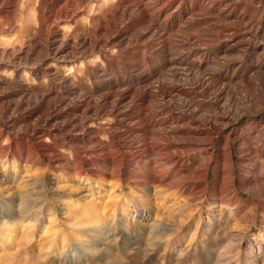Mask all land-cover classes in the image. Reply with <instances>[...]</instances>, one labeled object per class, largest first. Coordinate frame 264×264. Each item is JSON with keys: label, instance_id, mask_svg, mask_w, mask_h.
<instances>
[{"label": "rangeland", "instance_id": "1", "mask_svg": "<svg viewBox=\"0 0 264 264\" xmlns=\"http://www.w3.org/2000/svg\"><path fill=\"white\" fill-rule=\"evenodd\" d=\"M35 2L0 0V49L17 57L0 55V79L8 83L0 84V264H264V156L256 152L264 148L263 88L247 93L236 86L242 77L229 83L215 75L264 71L256 67L264 56L248 45L225 52L237 36L264 43V0L77 1L69 23L76 33L113 8L139 3L147 12L127 10L108 31L94 26V49L71 35L78 50L57 56L56 23L48 21L38 40L50 42V62L25 58L40 35ZM173 68L186 75L192 68L205 82L173 77ZM161 85L183 91L164 94ZM13 89L22 92L4 97ZM22 96L28 104L15 108ZM181 178L190 184L170 185Z\"/></svg>", "mask_w": 264, "mask_h": 264}, {"label": "bare ground", "instance_id": "2", "mask_svg": "<svg viewBox=\"0 0 264 264\" xmlns=\"http://www.w3.org/2000/svg\"><path fill=\"white\" fill-rule=\"evenodd\" d=\"M59 0H36V2H35V5H34V8H33V10H34V18H35V20H34V29L37 31V33H39L40 35L39 36H37L36 38H34V39H31V40H29V42H28V47H27V49H26V51H25V58H28L30 55H36V56H38L39 57V59L41 60V61H43V62H50V61H55V57L54 56H57V53L58 54H60V53H63L64 51H66V49H71V50H69V51H76V50H78L77 49V46H72V45H70V43H69V41H68V37L69 36H71V35H77V36H79L80 37V39H79V45H81L82 47H88V48H92V49H94V48H96L99 44H100V41L97 39V36L96 35H94V36H96V38L91 34V30L93 29V27L95 26V27H100L99 29L100 30H106V31H108L109 30V24L111 25V24H114V19L117 17V16H124V15H126V14H130L129 13V11H127V10H132V12H134V14L137 12V13H139V14H143L144 12H147V8L146 7H144L143 6V4L142 5H140L139 3H135V5H131L130 7H128V9H125V8H113V9H110V12L105 16V17H101L100 19L98 18V20H95L96 21V23L95 24H93L94 26H87V28H86V30H85V32H81V33H76L75 31H74V25L72 26H69V23H71V24H73L74 22H75V19H76V17H77V10H78V7L76 6V2L77 1H81V0H75V1H73V3L70 5L71 7H67V6H65L64 8H62V9H59V10H55L53 7L56 5V3L58 2ZM66 1V0H65ZM90 1V0H89ZM108 1V0H107ZM135 1V0H134ZM148 1V0H147ZM167 1V0H166ZM84 2H86V1H84ZM127 2V1H126ZM139 2V1H138ZM215 2V1H214ZM63 3V2H62ZM94 3V2H93ZM128 3V2H127ZM144 3V2H143ZM168 3V2H167ZM179 3H180V1H179ZM208 3V2H207ZM230 3V2H229ZM92 4V3H91ZM99 4V3H98ZM120 4V3H119ZM153 4V3H152ZM182 4V3H181ZM261 4V3H260ZM12 5V4H11ZM82 5V4H81ZM114 5V4H113ZM147 5V4H146ZM170 5V4H169ZM206 5V4H205ZM230 5V4H229ZM102 6V5H101ZM124 6V5H123ZM162 6V5H161ZM210 6V5H209ZM225 6V5H224ZM227 6H228V4H227ZM258 6V5H257ZM12 7V6H11ZM17 7V6H16ZM60 7V6H59ZM81 7H83V6H81ZM108 7V6H107ZM112 7V6H111ZM120 7V6H119ZM147 7H149V6H147ZM204 7V6H203ZM255 7V6H254ZM1 8H2V6H1ZM47 8H49V11L47 12L46 11V9ZM224 8V7H223ZM233 8H234V6H233ZM16 9V8H15ZM150 9V8H149ZM151 9H152V6H151ZM225 9V8H224ZM14 10V9H13ZM91 10V9H90ZM255 10V9H254ZM0 11H2V9H0ZM80 11V10H79ZM97 12H98V10H96ZM199 11H200V9H199ZM198 11V12H199ZM220 11V10H219ZM242 11V10H241ZM247 11V10H246ZM89 12V11H88ZM11 13V12H10ZM89 13H92V12H89ZM95 13V12H94ZM100 13V12H99ZM159 13H161V11H159ZM193 13V12H192ZM202 13V12H201ZM221 13V12H220ZM7 14V13H6ZM198 14V13H197ZM205 14H207V12L205 13ZM217 14V13H216ZM133 15V14H132ZM153 15V14H152ZM195 15V14H194ZM204 15V14H203ZM11 16V15H10ZM79 16V15H78ZM84 16V15H83ZM144 16V15H143ZM208 16H209V14H208ZM212 16V15H211ZM130 17V16H129ZM207 17V16H206ZM210 17V16H209ZM219 17V16H218ZM228 17H231V16H228ZM81 18V17H80ZM85 18V17H84ZM86 18H89V17H86ZM122 18V17H121ZM126 18V17H125ZM133 18V17H132ZM212 18V17H211ZM215 18V17H214ZM96 19V18H95ZM145 19V18H144ZM150 19H152V18H150ZM189 19V18H188ZM187 19V20H188ZM210 19V18H209ZM218 19V18H217ZM225 19V18H224ZM258 19V18H257ZM16 20V19H15ZM124 20V19H123ZM122 20V21H123ZM141 20V19H140ZM216 20V19H215ZM233 20V19H232ZM242 20V19H241ZM48 21H51V22H55L56 23V25H55V30H54V32H53V34L52 35H54V37H55V40H53V45H56V48H55V51H54V58L53 59H51V60H45V55H44V53L45 52H47V50H48V45H49V41H47L48 43L47 44H44V43H42V42H40L41 40H43V36H42V34H43V32H44V30L47 28V26H48ZM85 21V20H84ZM91 21V20H90ZM89 21V22H90ZM131 21V20H130ZM134 21V20H133ZM142 21H143V19H142ZM188 21H190V20H188ZM218 21V20H217ZM235 21V20H234ZM250 21V20H249ZM11 22H13V21H11ZM152 22V21H151ZM193 22H195V21H193ZM215 22V21H214ZM225 22V21H224ZM228 22V21H227ZM236 22V21H235ZM245 22V21H244ZM257 22V21H256ZM54 23V24H55ZM102 23H104V24H106L105 26H103V27H101V24ZM128 23V22H127ZM133 23V22H132ZM156 23V22H155ZM234 23V22H233ZM54 24H52V25H54ZM108 24V25H107ZM180 24V23H179ZM199 24V23H198ZM232 24V23H231ZM236 24V23H235ZM239 24V23H238ZM246 24V23H245ZM256 24V23H255ZM76 25V24H75ZM161 25V24H160ZM180 25H182V24H180ZM209 25V24H208ZM213 25V24H212ZM228 25V24H227ZM230 25V24H229ZM260 25H262V30H261V32H263V35H264V21H262L261 22V24ZM68 26V27H67ZM146 26V25H145ZM149 26V25H148ZM159 26V25H158ZM223 26V25H222ZM258 26V25H257ZM11 27H12V25H11ZM19 27H21V26H19ZM26 27V26H25ZM203 27V26H202ZM227 27V26H226ZM225 27V28H226ZM229 27V26H228ZM238 27V26H237ZM236 27V28H237ZM240 27V26H239ZM116 28V27H115ZM146 28V27H145ZM162 28V27H161ZM171 28H173V27H171ZM184 28V27H183ZM209 28V27H208ZM235 28V29H236ZM13 29V28H12ZM21 29V28H20ZM25 29H27V28H25ZM33 29V28H32ZM95 29V28H94ZM111 29V28H110ZM153 29V28H152ZM199 29V28H198ZM212 29V28H211ZM214 29V28H213ZM220 29V28H219ZM222 29V28H221ZM175 30V29H174ZM192 30H194V29H192ZM255 30V29H254ZM258 30V29H257ZM47 31V29L45 30V32ZM75 32L74 34H73V32ZM95 31V30H94ZM182 31V30H181ZM215 31H217V30H215ZM219 31V30H218ZM227 31H228V29H227ZM10 32V31H9ZM97 32V31H96ZM121 32V31H120ZM119 32V33H120ZM162 32V31H161ZM164 32H166V31H164ZM174 32V31H173ZM172 32V33H173ZM183 32H185V31H183ZM198 32V31H197ZM213 32V31H212ZM236 32V31H235ZM16 33V32H15ZM36 33V34H37ZM47 33V32H46ZM116 33V32H115ZM118 33V32H117ZM170 33V32H169ZM172 33H170V35L172 34ZM176 33V32H175ZM189 33V32H188ZM195 33V32H194ZM240 33V32H239ZM244 33V32H243ZM256 33H258V32H256ZM14 34V33H13ZM113 34V33H112ZM158 34V33H157ZM160 34V33H159ZM216 34V33H215ZM28 35V34H27ZM87 35H89V36H87ZM143 36V34H140V36ZM144 35H145V33H144ZM164 35V34H163ZM167 35V34H166ZM199 35V34H198ZM231 35V34H230ZM22 36V35H21ZM189 36V35H188ZM194 36H196V35H194ZM229 36V35H228ZM23 37V36H22ZM59 37H62L61 38V40L59 41ZM132 37V36H131ZM151 37V36H150ZM10 38V37H9ZM12 38V37H11ZM27 38V37H26ZM103 38V37H102ZM201 38V37H200ZM238 38V41H236V39ZM237 38H234L233 39V41H235L236 43L235 44H229L230 45V47L228 48V49H226V51L225 52H231V51H239L238 49H237V47L238 46H242V45H248V46H250L251 47V50H252V52L253 53H258L259 55H258V57H263L264 56V43H261V42H257V41H255L254 40V35H250V38H247L246 36H237ZM240 38V39H239ZM18 39V38H17ZM22 39H24V38H22ZM38 39H41V40H38ZM133 39V38H132ZM144 39V38H143ZM189 39H190V37H189ZM196 39V38H195ZM230 39V38H229ZM25 40V39H24ZM139 40H141V39H139ZM8 41V40H7ZM10 41V40H9ZM14 41V40H13ZM19 41V40H18ZM110 41V40H109ZM135 41V40H134ZM113 42V41H112ZM117 42V41H116ZM139 42V41H138ZM13 44H15V43H13ZM112 44V43H111ZM110 44V45H111ZM184 44V43H183ZM186 44V43H185ZM1 45V44H0ZM5 45V44H4ZM109 45V44H108ZM116 45V44H115ZM51 46V45H50ZM217 46V45H216ZM221 46V45H220ZM223 46V45H222ZM111 47V46H110ZM171 47V46H170ZM3 48V47H2ZM102 48V47H101ZM104 48V47H103ZM167 48V47H166ZM225 48H227V47H225ZM96 50V49H95ZM169 50V49H168ZM172 50V49H171ZM225 50V49H224ZM68 51V52H69ZM99 51V50H98ZM123 51V50H122ZM170 51V50H169ZM173 51H176L177 52V50H173ZM184 51V50H183ZM187 51H188V49H187ZM215 51V50H214ZM100 52H101V50H100ZM165 52V51H164ZM198 52V51H197ZM211 52V51H210ZM51 53H53V52H51ZM93 53V52H92ZM103 53V52H102ZM172 53V52H171ZM170 53V54H171ZM179 53V52H178ZM203 53V52H202ZM245 53H246V51H245ZM248 53V52H247ZM246 53V54H247ZM5 54H8V56L10 57H13V56H15L16 57V51L15 50H10V51H7L6 49H0V55H2V56H4ZM177 54V53H176ZM234 54H235V52H234ZM250 54V53H249ZM63 55V54H62ZM160 55V54H159ZM164 55V54H163ZM165 55H167V54H165ZM245 55V54H244ZM103 56V55H102ZM168 56V55H167ZM171 56V55H170ZM176 56V55H175ZM210 56V55H209ZM24 57V56H23ZM100 57V56H99ZM174 57V56H173ZM178 57V56H177ZM188 57V56H187ZM200 57V56H199ZM223 57H224V55H223ZM226 57V56H225ZM239 57V56H238ZM17 58V57H16ZM51 58V57H50ZM186 58V57H185ZM222 58V57H221ZM1 59V58H0ZM14 59V58H13ZM58 59V58H57ZM66 59V58H65ZM188 59V58H187ZM195 59V58H194ZM237 59V58H236ZM258 59V60H257ZM256 60H257V62H258V64H259V58H257ZM1 60H3V59H1ZM20 60V59H19ZM26 60V59H25ZM31 60V59H30ZM39 60V61H40ZM58 60H60V59H58ZM107 60H110L109 58H107ZM166 60V59H165ZM193 60V59H192ZM217 60V59H216ZM239 60H241V59H239ZM248 60V59H247ZM27 61V60H26ZM32 61V60H31ZM34 61V60H33ZM36 61V60H35ZM105 61H106V59H105ZM218 61V60H217ZM220 61V60H219ZM232 61V60H231ZM234 61H235V59H234ZM168 62V61H167ZM175 62H176V60H175ZM215 62V61H214ZM233 62V61H232ZM25 63V62H24ZM104 63H106V62H104ZM137 63V62H136ZM187 63V62H186ZM219 63H221V62H219ZM223 63V62H222ZM252 63H253V61H252ZM13 64V63H12ZM40 64V63H39ZM88 64V63H87ZM129 65V64H128ZM138 65V64H137ZM209 65V64H208ZM216 65V64H215ZM256 65V64H255ZM260 65L261 66H256V67H263L264 68V58L262 59V61H260ZM18 66V65H17ZM132 66V64H130V67ZM190 66V65H189ZM205 66V65H204ZM240 66V65H239ZM8 67V66H7ZM19 67V66H18ZM17 67V68H18ZM207 67V66H206ZM223 67H224V65H223ZM222 67V68H223ZM238 67V66H237ZM138 68V67H137ZM167 68V67H166ZM182 69H183V67H181ZM185 68V67H184ZM221 68V67H220ZM48 69V68H47ZM49 69H50V67H49ZM56 69V68H55ZM75 69V68H74ZM80 69V68H79ZM88 69V68H87ZM86 69V70H87ZM130 69V68H129ZM234 69V68H233ZM224 70V69H223ZM76 71V70H75ZM165 71V70H164ZM186 71H187V75H186V73H184V72H181L179 69H175V68H173L172 70H171V76H173V77H177V76H180V75H186V76H193L196 80H197V82L198 81H201V82H205V80H204V77L203 76H201V75H199V74H197V72H194L193 71V69L192 68H188V69H186ZM245 71V70H244ZM13 72H18L17 70H14ZM98 72V71H97ZM163 72V71H162ZM210 72V71H209ZM84 73V72H83ZM86 73H88V74H92V73H90V72H86ZM104 73H105V71H104ZM233 73H234V71H233ZM248 73V72H247ZM247 73H245V74H243L242 76H238L237 74H230V75H223L222 74V72H218V73H216L215 75H216V77H218V78H223V79H225V80H228L229 81V83L230 82H232V81H234L235 79H237V78H239V77H242V80L239 82V83H237L236 84V86H240L241 88H243L244 89V91H246L247 93H250L251 91H252V89L253 90H257L258 92L259 91H261V88H263V93H264V71H261V70H255L251 75L250 74H247ZM49 74V73H48ZM70 74V73H69ZM157 74V73H156ZM204 74V73H203ZM14 75V74H13ZM77 75V74H76ZM142 75H144V74H142ZM168 75V74H167ZM44 76V75H43ZM46 76H49V75H46ZM169 76V75H168ZM55 77V76H54ZM57 77V76H56ZM65 77V76H64ZM68 77V76H67ZM66 77V78H67ZM92 77V76H91ZM46 78V77H45ZM48 78V77H47ZM50 78V77H49ZM48 78V79H49ZM89 78V77H88ZM113 78V77H112ZM126 78V77H125ZM193 78V79H194ZM19 79V78H18ZM65 79V78H64ZM70 79V78H69ZM87 79V78H86ZM90 79V78H89ZM96 79V78H95ZM164 79V78H163ZM166 79V78H165ZM188 79V78H187ZM208 79V78H207ZM21 80V79H20ZM93 80V79H92ZM121 80H123V79H121ZM22 81V80H21ZM142 81V80H141ZM143 81H145V80H143ZM188 81V80H187ZM223 81V80H222ZM117 82V81H116ZM151 82V81H150ZM16 83H19L17 80H16ZM51 83V82H50ZM98 83V82H97ZM119 83V82H118ZM163 83V82H162ZM211 83V82H210ZM241 83H243V85L241 84ZM0 84H5V85H8V83H6V82H4L3 81V79L1 80L0 79ZM112 85V84H111ZM117 85V84H116ZM172 85V84H171ZM231 85V84H230ZM69 86V85H68ZM118 86H121V85H118ZM131 86H133V85H131ZM150 87V86H149ZM207 87V86H206ZM223 87V86H222ZM17 88V87H16ZM109 88V87H108ZM117 88V87H116ZM148 88V87H147ZM159 88V87H158ZM233 88V87H232ZM10 89V88H9ZM112 89H114V88H112ZM146 89V88H145ZM153 89V88H152ZM160 89L162 90V93H164V94H169V93H171V91H183V87L180 89V87L179 86H173V87H166L165 85H161V87H160ZM1 90V89H0ZM44 90V89H43ZM48 90V89H47ZM89 90V89H88ZM96 90V89H95ZM98 90H100V89H98ZM109 90V89H108ZM213 90V89H212ZM224 90H225V88H224ZM235 90V89H234ZM238 90V89H237ZM11 91V90H10ZM112 91V90H111ZM135 91V90H134ZM142 91V90H141ZM151 91H153V90H151ZM1 92V91H0ZM22 91H20V90H17V89H13L11 92H7V93H4V97H7V98H14V97H16V96H18L19 95V93H21ZM52 92V91H51ZM75 92V91H74ZM97 92V91H96ZM145 92V91H144ZM189 92V91H188ZM187 92V93H188ZM225 92V91H224ZM83 93V92H82ZM87 93V92H86ZM90 93H91V91H90ZM132 93V92H131ZM178 93V92H177ZM220 93V92H219ZM35 94V93H34ZM144 94V93H143ZM179 94V93H178ZM225 94V93H224ZM25 95V94H24ZM26 95H27V93H26ZM57 95V94H56ZM86 95V94H85ZM84 95V96H85ZM94 95V94H93ZM108 95V94H107ZM110 95V94H109ZM112 95V94H111ZM221 95V94H220ZM48 95H46V94H35V97H37V99H41V100H43L44 101V99L47 97ZM52 96V95H51ZM65 96V95H64ZM95 96V95H94ZM106 96V95H105ZM122 96V95H121ZM128 96V95H127ZM141 96H143V95H141ZM147 96H151V92L150 93H148L147 94ZM154 96V95H153ZM168 96V95H167ZM194 96V95H193ZM252 96H255V95H252ZM30 97V96H29ZM50 97V96H49ZM106 97H108V96H106ZM114 97V96H113ZM131 97H132V95H131ZM176 97V96H175ZM26 98V96H22V97H20V98H18L17 99V102L14 104V107L15 108H17L19 105H21V104H28L27 102H28V100H26L25 102H24V99ZM124 98V97H123ZM141 98V97H140ZM261 98V97H260ZM49 99V98H48ZM48 99H47V101H48ZM70 99V98H69ZM132 99H135V98H132ZM176 99V98H175ZM192 99V98H191ZM232 99V98H231ZM256 99V98H255ZM101 100V99H100ZM122 100V99H121ZM120 100V101H121ZM129 100H131V99H129ZM74 101V100H73ZM89 101V100H88ZM142 101V100H141ZM149 101H151V100H149ZM87 102V101H86ZM109 102V101H108ZM147 102V101H146ZM177 102V101H176ZM43 103V102H42ZM99 103V102H98ZM119 103V102H118ZM134 103V102H133ZM180 103V102H179ZM187 103V102H186ZM199 103V102H198ZM251 103V102H250ZM10 104V103H9ZM81 104V103H80ZM84 104H86L87 105V103H85L84 102ZM114 104V103H113ZM181 104V103H180ZM58 105V104H57ZM225 105V104H224ZM223 105V106H224ZM80 106V105H79ZM114 106V105H113ZM132 106V105H131ZM167 106V105H166ZM195 106V105H194ZM226 106H227V103H226ZM5 107V106H4ZM9 107L10 108H12V106H9L8 105V109H9ZM21 106H19V108H20ZM179 107H181V106H179ZM187 107V106H186ZM205 107V106H204ZM18 108V109H19ZM22 108V107H21ZM98 108V107H97ZM130 108V107H129ZM167 108V107H166ZM203 108V107H202ZM240 109H241V107H239ZM115 109V108H114ZM163 109V108H162ZM33 110V109H32ZM82 110V109H81ZM85 110H87V109H85ZM92 110V109H91ZM129 110V109H128ZM169 110V109H168ZM237 110V109H236ZM1 111H3V110H1ZM100 111V110H99ZM113 111V110H112ZM117 111V110H116ZM157 111V110H156ZM8 112V111H7ZM32 112V111H31ZM154 112V111H153ZM158 112H159V110H158ZM168 112V111H167ZM172 112V111H171ZM193 112H194V110H193ZM244 112V111H243ZM105 113V112H104ZM219 113V112H218ZM82 114V113H81ZM102 114V113H101ZM131 114V113H130ZM258 114V113H257ZM40 115V114H39ZM95 115V114H94ZM115 115H118V114H115ZM152 115V114H151ZM194 115V114H193ZM217 115V114H216ZM222 115V114H221ZM153 116V115H152ZM82 117V116H81ZM84 117V116H83ZM116 117V116H115ZM159 117V116H158ZM193 117V116H192ZM195 117V116H194ZM221 117V116H220ZM54 118V117H53ZM98 118V117H97ZM120 118V117H119ZM122 118V117H121ZM154 118V117H153ZM190 118V117H189ZM38 119V118H37ZM44 119V118H43ZM46 119V118H45ZM49 119V118H48ZM80 119V118H79ZM191 119V118H190ZM57 120V119H56ZM83 120V119H82ZM109 120V119H108ZM193 119H191V121H192ZM197 120V119H196ZM219 120V119H218ZM95 121V120H94ZM211 121V120H210ZM84 121H82V123H83ZM113 122V121H112ZM91 123V122H90ZM93 123V122H92ZM107 123V122H106ZM155 123V122H154ZM200 123V122H199ZM198 123V124H199ZM210 123V122H209ZM74 124V123H73ZM97 124V123H96ZM102 124V123H101ZM114 124V123H113ZM203 124V123H202ZM227 124V123H226ZM82 125V124H81ZM88 125H90L89 123H88ZM105 125V124H104ZM27 126V125H26ZM33 126H35V125H33ZM45 126V125H44ZM69 126V125H68ZM83 126V125H82ZM94 126V125H93ZM112 126V125H111ZM110 126V127H111ZM159 126V125H158ZM162 126V125H161ZM36 127V126H35ZM38 127V126H37ZM41 127V126H40ZM96 127V126H95ZM99 127V126H98ZM108 127V126H107ZM113 127V126H112ZM111 127V128H112ZM120 127V126H119ZM80 128V127H79ZM111 128H110V130H111ZM253 128V127H252ZM252 128L250 127L249 128V130H252ZM86 128H84V130H85ZM221 129V128H220ZM263 129V128H262ZM35 130V129H34ZM95 130V129H94ZM97 130H100V129H97ZM106 131V130H105ZM107 131H109V130H107ZM122 131H124V129H122ZM221 131H222V129H221ZM44 132V131H43ZM88 132H90V131H88ZM97 132V131H96ZM103 132V131H102ZM109 132H111V131H109ZM33 133V132H32ZM32 133H30V134H32ZM35 133V132H34ZM108 133V132H107ZM263 133V132H262ZM94 134V133H93ZM92 134V135H93ZM115 134V133H114ZM230 134V133H229ZM44 135V134H43ZM94 136V135H93ZM92 136V137H93ZM114 136V135H113ZM250 136V135H249ZM255 136V135H254ZM262 136V135H261ZM53 137H55V136H53ZM95 137V136H94ZM56 138V137H55ZM230 138V137H229ZM228 138V139H229ZM256 138V137H255ZM254 138V139H255ZM43 139V141H44V138H42ZM246 139H248L246 136H242V138H240V139H238L239 141L240 140H246ZM257 139H258V137H257ZM46 140H47V138H46ZM250 140V139H249ZM42 141V140H41ZM55 141V140H54ZM96 141V140H95ZM263 141V140H262ZM89 142H91V141H89ZM88 142V143H89ZM94 142V141H93ZM199 142V141H198ZM236 142V141H235ZM246 142H248V141H246ZM46 143H47V141H46ZM244 143V142H243ZM249 143V142H248ZM253 143V142H252ZM40 144V143H39ZM75 144V143H74ZM197 144V143H196ZM226 144L227 145H231L230 143H229V140L226 142ZM247 144V143H246ZM256 144H258V143H256ZM77 145V144H76ZM79 145V144H78ZM249 145V144H248ZM253 145V144H252ZM48 146V145H47ZM53 146V145H52ZM205 146V145H204ZM245 146V145H244ZM48 147H50V146H48ZM79 147V146H78ZM249 147V146H248ZM252 147V146H251ZM38 148V147H37ZM55 148H56V146H55ZM58 148V147H57ZM96 148V147H95ZM100 148V147H99ZM98 148V149H99ZM197 148H198V146H197ZM230 148V147H229ZM238 148L240 149V147L238 146ZM253 148V147H252ZM259 148V147H258ZM50 149V148H49ZM79 149V148H78ZM85 149H87V148H85ZM84 149V150H85ZM232 149V148H231ZM45 150V149H44ZM55 150V149H54ZM58 150V149H57ZM93 150V149H92ZM243 150V149H242ZM40 151V150H39ZM86 151V150H85ZM230 151V150H229ZM252 151V150H251ZM254 151V150H253ZM53 152V151H52ZM82 152V151H81ZM81 152H80V155H81ZM92 152V151H91ZM91 152H90V154H91ZM257 156H258V154L259 155H261V156H264V148L261 146L259 149H257ZM51 153V152H50ZM49 153V154H50ZM57 153V152H56ZM55 153V154H56ZM77 153H78V151H77ZM241 152H239V154H240ZM83 154V153H82ZM89 154V153H88ZM93 154V153H92ZM242 154V153H241ZM252 154V153H251ZM228 155H229V157L230 158H232V155H231V153H229L228 152ZM77 156H79V155H77ZM247 156H248V154L247 155H241L240 156V159H241V161H245V160H248V158H247ZM86 158H87V156H85ZM172 157V156H171ZM249 157H250V155H249ZM78 158V157H77ZM170 158V157H169ZM172 159V158H171ZM87 160V159H86ZM78 162V161H77ZM158 163V162H157ZM156 164V163H155ZM158 168V167H157ZM154 169H156L155 167H154ZM159 169V168H158ZM154 171V170H153ZM160 171V170H159ZM161 172V171H160ZM165 172V171H164ZM163 172V173H164ZM165 173H167V175L170 173V170L169 171H167V172H165ZM164 173V174H165ZM200 173H201V171H200ZM153 174V173H152ZM160 176V175H159ZM158 176V177H159ZM15 177V176H14ZM161 178V177H160ZM162 179V178H161ZM165 179H167L166 178V175H165V177H164V180ZM246 179V178H245ZM164 180H161V182L163 183V181ZM1 182V181H0ZM168 184V183H167ZM174 184H176L175 186H178V187H183V186H186V185H189L190 184V182H189V179H187V178H181L180 180H178L177 182H171L170 183V185H174ZM252 186V185H251ZM14 201H11V203H13ZM22 203L24 202V201H21ZM20 202V203H21ZM20 204V205H23V204Z\"/></svg>", "mask_w": 264, "mask_h": 264}]
</instances>
